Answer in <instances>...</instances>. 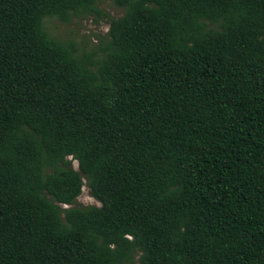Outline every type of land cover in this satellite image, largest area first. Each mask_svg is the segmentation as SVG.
Masks as SVG:
<instances>
[{"label":"trees","instance_id":"1","mask_svg":"<svg viewBox=\"0 0 264 264\" xmlns=\"http://www.w3.org/2000/svg\"><path fill=\"white\" fill-rule=\"evenodd\" d=\"M113 1L0 0V264H264V0Z\"/></svg>","mask_w":264,"mask_h":264},{"label":"rangeland","instance_id":"2","mask_svg":"<svg viewBox=\"0 0 264 264\" xmlns=\"http://www.w3.org/2000/svg\"><path fill=\"white\" fill-rule=\"evenodd\" d=\"M99 12L84 16H72L69 21L54 17H47L46 27L50 34L61 40H74L82 50H98L102 41L107 38L111 17H119L124 13V8L113 0H97ZM73 166L78 168V161L73 160ZM101 205L94 197L89 186L85 183L82 193L78 197L77 205ZM63 206H67L64 204Z\"/></svg>","mask_w":264,"mask_h":264}]
</instances>
